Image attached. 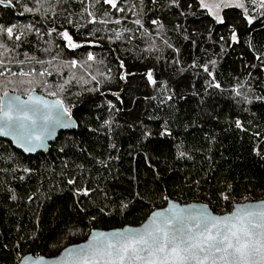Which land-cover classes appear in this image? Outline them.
Masks as SVG:
<instances>
[{
  "label": "trees",
  "instance_id": "trees-1",
  "mask_svg": "<svg viewBox=\"0 0 264 264\" xmlns=\"http://www.w3.org/2000/svg\"><path fill=\"white\" fill-rule=\"evenodd\" d=\"M13 4L0 6V23H31L41 36L26 32L16 42L21 46L6 60L12 72L40 69L18 63L26 60L25 52L44 60L58 52L53 65L67 76L77 70L63 69L61 62L83 61L92 52L103 61L93 68L105 74L111 69V79L97 75L98 84L73 82L55 97L63 99L78 125L61 132L48 152L25 155L0 139V264H16L28 253L54 256L83 241L92 229L138 225L168 199L205 202L217 213L230 211L235 203L264 199V100L255 99L264 96V10L245 0L247 15L254 18L248 25L238 8H224L225 23L217 24L198 0H178V7L171 0H121L124 12L103 0H50L39 13L23 16L18 13L25 6L38 7L36 0ZM133 4L138 15L128 11ZM88 11L97 23L89 22ZM137 18L143 29L132 22ZM118 19L119 24L114 22ZM154 19L163 22L159 35L172 48L157 37ZM230 26H235L237 44L228 40ZM53 28L67 30L85 47L64 48L56 32L46 35ZM144 29L152 38L143 35ZM116 32L123 37L117 40ZM153 39L159 51H145ZM46 41L53 51H43L50 46ZM213 60L214 66L209 64ZM204 64L221 89L208 86L211 78L200 67ZM149 69L158 81L155 88L145 78ZM123 72L134 75L121 80ZM81 74L77 71V78ZM65 76L47 77L53 88L45 90L21 85L22 77L6 74L0 76V96L6 91L25 96L33 87L49 96ZM240 85L251 103L234 99L233 88ZM165 129L169 134L161 135ZM84 188L90 194L77 195ZM222 192L228 200L221 198Z\"/></svg>",
  "mask_w": 264,
  "mask_h": 264
},
{
  "label": "snow or ice",
  "instance_id": "snow-or-ice-1",
  "mask_svg": "<svg viewBox=\"0 0 264 264\" xmlns=\"http://www.w3.org/2000/svg\"><path fill=\"white\" fill-rule=\"evenodd\" d=\"M49 2L50 0H36L38 7L25 6L18 15L23 16L26 13L35 15L44 8L45 3ZM151 2L156 3V0H151ZM249 2L260 10H264V0H249ZM19 3L20 0H16V4ZM103 3L110 5L116 11H125V8L120 6L121 0H103ZM140 3L142 4L143 0H140ZM171 3L174 6H179L178 0H171ZM198 3L200 8L205 9L217 24L225 23L224 17L220 14L224 8L242 9L247 24L252 25L254 22V18L247 15L249 10L245 6V0H198ZM0 6L13 8V0H0ZM135 8L136 5L133 4L128 8V11L133 15H138ZM46 13L47 9H45ZM88 16L91 17L90 23L98 22L91 11H88ZM99 22L105 23L106 21ZM114 22L121 23L119 19ZM132 22L143 29L140 18ZM151 23L157 26V37L169 48H172L168 40L159 35L164 30L163 22L154 19ZM230 30L231 35L228 40L232 44L239 43L235 26H230ZM33 31L37 36H41L40 30L31 23L22 27L15 23L10 26L0 23V68L4 69L0 71V76L7 74L22 77L23 79L19 80L21 85H35L45 90L51 89L53 84L49 83L47 77H52L54 74L65 76L61 67L53 65V61L59 56L58 52L49 60L37 59L35 56H28V53L25 52L26 60H20L18 63L20 65L25 63L40 65L39 70L32 66L28 70L21 68L19 72H12L6 66L7 58L21 46L16 42H21L25 38L26 32ZM124 31L131 32L130 29ZM53 32H56L57 36L64 41L66 49L75 50L85 47V44L74 41L73 36L67 30L57 32L53 28L46 35L51 36ZM123 35V32L115 33L117 40L121 39ZM143 35L152 38V33L147 29H144ZM129 39H132V36H129ZM220 40L225 41V37L221 36ZM9 42L12 44L11 48ZM46 43H49L50 46L44 48L43 51L45 53L53 51L51 42L46 41ZM57 47L59 46L57 45ZM144 50L147 52L159 51L154 39ZM256 59L259 60L261 57L258 55ZM174 62L179 63L178 60ZM96 64H103V61H97V57L92 52H88L87 58L83 61L72 59L61 62L63 69L77 70L82 74L77 78V71H71L65 76L63 82L57 84L55 90L48 91L47 95L58 97L68 90L73 82L77 84L96 82L98 84L100 81L97 79V75L111 79V69H108V74H105L99 68H93V65ZM209 64L214 66L215 61H209ZM209 64L200 65L211 78L208 86L221 89ZM124 67L123 61H120V68L124 69ZM191 67H197V63L194 61ZM128 75H134V73L123 72L119 78L126 80ZM85 76L88 79H85ZM145 78L149 85L154 88L157 86L158 81L154 78L151 69L145 73ZM161 86L167 87L164 83ZM242 87L243 85L233 88L234 99L240 98L237 103H251L252 101L247 95L240 91ZM34 91L35 87L28 92L29 98L24 101L17 96H10L8 92L0 96V135H15L24 150L28 152L35 151L37 147H43L44 140L52 135L57 126L67 127L65 117L70 115L69 109L64 106L63 99L57 98L49 101L42 96L33 95ZM167 99L171 100L172 96H168ZM255 99L264 100V96H257ZM111 107L115 106L111 105ZM104 123L110 125L111 122L105 121ZM235 124L238 129L242 128L239 120H236ZM166 134L169 133L165 129L161 135ZM145 135L149 136L151 132L145 129ZM180 155L183 156L184 153L181 152ZM25 171L29 170L25 169ZM68 183L73 184L75 181L69 180ZM89 194L90 190L87 188L77 190V195L88 196ZM12 198L15 199L14 196ZM221 198L228 200L229 196L222 192ZM122 207H127V205H122ZM73 259L75 264H264V207L249 205L229 215L215 216L207 211L196 212L173 206L167 215L155 213L151 223L143 229L98 233L86 248L78 250Z\"/></svg>",
  "mask_w": 264,
  "mask_h": 264
},
{
  "label": "water",
  "instance_id": "water-1",
  "mask_svg": "<svg viewBox=\"0 0 264 264\" xmlns=\"http://www.w3.org/2000/svg\"><path fill=\"white\" fill-rule=\"evenodd\" d=\"M6 92H8L10 96L19 97L22 101L27 100L29 98L28 94L25 96H22L13 91H6ZM3 94L1 96H3ZM33 95L42 96L48 99L49 101L57 99L55 97L46 96L38 92H33ZM65 122L68 124L67 127L57 126L55 130L52 132V135L47 137L44 140L43 147H37L35 151H31V152L25 151L24 147L21 146V143L19 142L18 138L15 135H8V136L0 135V139L10 141L16 149L20 150L25 155H35L37 153H46L49 151L50 145L59 137V134L61 132H68V131H72L77 128L78 124L73 116L69 115L68 117H65ZM249 205H261V207H264V199H257V200H252V201L235 203L232 209L226 213H217L213 211L211 207L205 202L191 201L189 203H180L177 200L168 199L166 204L163 207L150 212L149 215L145 218V220L138 225H135V226L125 225L123 227L110 228V229H92L87 234L86 238L83 241L78 242V243H73V244H70L64 247L58 254L54 256H51V257H46V256H41V255L36 256V255L28 253V254L23 255L16 264H75V261L73 259L75 254L78 252L79 249L86 248L89 245V243H91L94 240V238L96 237L98 233L100 232L113 233L117 231L129 230V229L131 230L143 229L144 227H146L147 225L151 223L152 219L154 218L155 213H164L165 215H167L169 211L172 210L173 206H176L181 209H189V210L196 211V212L207 211L211 215H215V216H224V215L232 214L238 209H243ZM205 206H207L206 209H205Z\"/></svg>",
  "mask_w": 264,
  "mask_h": 264
},
{
  "label": "rangeland",
  "instance_id": "rangeland-1",
  "mask_svg": "<svg viewBox=\"0 0 264 264\" xmlns=\"http://www.w3.org/2000/svg\"><path fill=\"white\" fill-rule=\"evenodd\" d=\"M221 14V13H220Z\"/></svg>",
  "mask_w": 264,
  "mask_h": 264
}]
</instances>
